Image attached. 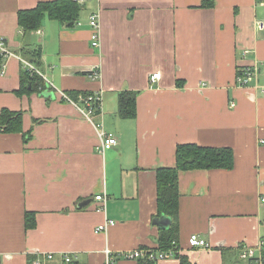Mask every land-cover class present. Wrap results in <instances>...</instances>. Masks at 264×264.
Returning a JSON list of instances; mask_svg holds the SVG:
<instances>
[{"label":"crops","instance_id":"crops-1","mask_svg":"<svg viewBox=\"0 0 264 264\" xmlns=\"http://www.w3.org/2000/svg\"><path fill=\"white\" fill-rule=\"evenodd\" d=\"M41 1L48 0H0V36L14 53L3 60L5 72L0 67V115L5 108L23 112L22 132L0 125V264H32L46 253L56 254L48 264L67 253L72 264H105L107 249H156L172 223L158 212L157 169L175 166L182 143L231 147L235 164L180 172L179 253L195 264H248L243 246L262 254L263 1L86 0L74 26L47 17L42 33H24L18 12ZM93 13L98 47L91 43ZM27 48L41 49L44 91L19 92ZM246 66L260 73L241 86L237 76ZM155 72L161 79L152 80ZM125 90L137 92L134 118L118 114ZM86 91L103 94L94 123L117 136L110 149L62 97ZM101 193L105 209L95 199ZM109 219L116 223L96 232ZM193 234L208 246H191ZM171 253L157 264H180Z\"/></svg>","mask_w":264,"mask_h":264},{"label":"trees","instance_id":"trees-1","mask_svg":"<svg viewBox=\"0 0 264 264\" xmlns=\"http://www.w3.org/2000/svg\"><path fill=\"white\" fill-rule=\"evenodd\" d=\"M215 0H203L204 6H214ZM83 4L72 0L41 1L35 7L22 9L18 12L19 26L24 33L41 29L45 18L57 20L69 27L74 26L81 16ZM23 57L33 63L39 70L42 64V52L39 48L24 49ZM1 62V58H0ZM21 90L19 92L44 91L47 87L39 72H31L22 66ZM73 99L86 92H67ZM118 114L123 118L137 116V92L125 90L118 94ZM37 121V120H36ZM0 125L5 132L23 131V112L3 109L0 115ZM235 164V153L228 146H202L197 143H182L176 147L175 166H163L157 169V205L160 215L171 218V226L161 230L159 245L156 251L174 252L180 264H195L186 255L179 253V176L181 171L194 169H232ZM32 220L30 212L26 214V222ZM264 257V248L262 250ZM139 264H157L154 260L139 259ZM72 264V263H71Z\"/></svg>","mask_w":264,"mask_h":264},{"label":"built area","instance_id":"built-area-1","mask_svg":"<svg viewBox=\"0 0 264 264\" xmlns=\"http://www.w3.org/2000/svg\"><path fill=\"white\" fill-rule=\"evenodd\" d=\"M75 2H78L80 4H84L86 0H72ZM264 3V0H262ZM90 25L92 29L91 34V43L93 47H98L100 45V22L98 18L97 13H93L90 16ZM257 26L260 29H264V19L257 21ZM37 32L42 33V30L39 29ZM248 52V51H246ZM14 55L13 51L9 48L7 40L0 36V58L1 60V71L5 72L6 62L3 60L7 57ZM23 65L25 68H27L31 72H40V70L31 62H29L26 59H22ZM259 70L256 66H246L242 67L239 70V74L237 76V84L241 86H247L252 80L257 79L259 76ZM42 74V73H41ZM93 74L95 77L99 76V71L94 70ZM152 80H159L162 77V72H155L152 76ZM264 87H262L263 89ZM62 97L73 103L77 108L81 111V113L87 117L90 121L94 123V117L102 112L103 107V94L101 91L98 92H92L87 95L80 94L78 99L75 100L72 97L69 96V94H66L65 92H62ZM235 105L234 103L232 104ZM99 131L100 138L102 140V147L103 149H110L113 146H115L118 143L117 136L110 131L105 130L104 125L102 122L94 123ZM96 201L100 202V208L105 209V204L107 200L106 194H97L95 196ZM264 202V196L261 199ZM116 223L115 220L109 219L104 224L99 225L96 228V232H100L103 230L108 229L109 226L114 225ZM189 244L193 247L197 246H208V243L205 239L201 238L197 234H193L189 238ZM263 245V242H261V246ZM107 261L105 264H118V258L124 257V258H131V259H141L146 258L149 260H154L158 262L159 260H162L164 258H167L172 255L171 252L167 251H156L154 249L150 248H138L132 251L124 252L121 254H114L111 250L107 249ZM241 259L248 262V264H264V257L262 254L257 253V250L254 247L250 246H243L241 254ZM56 259V254L54 253H46L41 254L37 257H35L32 260V264H48L51 261H54ZM61 263L60 264H71L74 261V256L72 254H63L61 256Z\"/></svg>","mask_w":264,"mask_h":264},{"label":"rangeland","instance_id":"rangeland-1","mask_svg":"<svg viewBox=\"0 0 264 264\" xmlns=\"http://www.w3.org/2000/svg\"><path fill=\"white\" fill-rule=\"evenodd\" d=\"M240 264H244L243 262H241Z\"/></svg>","mask_w":264,"mask_h":264}]
</instances>
